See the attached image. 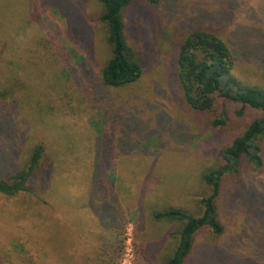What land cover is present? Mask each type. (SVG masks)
<instances>
[{
	"label": "rangeland",
	"instance_id": "1",
	"mask_svg": "<svg viewBox=\"0 0 264 264\" xmlns=\"http://www.w3.org/2000/svg\"><path fill=\"white\" fill-rule=\"evenodd\" d=\"M55 1L64 18L46 8L40 26L32 31L41 38L59 36L67 66L61 71L50 61L53 58L40 61L29 51V36L23 38L19 61L29 57L39 66L40 80L30 81L33 87L39 85L36 100L32 97L16 116L0 113V181L22 169L34 147H44L39 172L30 179L28 191L0 194V264H104L112 260L111 250L119 248L121 241L119 264H155L142 255L143 249L162 240L173 246V225L148 226L137 237L133 222L139 225V215L135 214L120 238L119 229L102 232V221L91 211L97 205L94 190L108 191L112 181L118 224L132 211L128 209L135 206L145 186L149 211L180 208L195 217L202 213L199 200L210 195L203 175L223 164L218 152L257 113L239 112L241 107L231 103L220 107L216 115L188 107L177 81L176 52L192 32L210 31L232 53L233 75L264 89V0H160L156 4L135 0L125 11L124 21L128 44L142 58V74L132 84L105 90L99 111L77 93L78 82L87 77L79 65L86 61L90 66L86 69L98 74L97 68L110 57L104 27L98 22L99 0ZM29 2L9 0L10 15ZM53 103L59 106L57 116L41 111ZM97 112L104 118L97 120ZM113 113L118 114L114 124L105 119ZM213 120H222L225 126L214 127ZM95 126L112 132L108 144L109 149L113 145L112 168L101 182V172L93 168ZM126 139L136 143L139 152L121 155ZM261 141L262 167L254 171L240 160L237 170L221 181L217 210L224 233L220 237L207 230L198 234L193 262L188 264H264V136ZM105 246L110 254L103 253Z\"/></svg>",
	"mask_w": 264,
	"mask_h": 264
},
{
	"label": "trees",
	"instance_id": "2",
	"mask_svg": "<svg viewBox=\"0 0 264 264\" xmlns=\"http://www.w3.org/2000/svg\"><path fill=\"white\" fill-rule=\"evenodd\" d=\"M144 1L156 4L160 0ZM53 2L56 1L30 0L26 7L23 6L18 14L12 16L9 12V0H0V113H14L16 116L22 105L26 106L30 103L32 97L36 100L34 96H36L39 85L35 83L33 87L30 81L38 82L40 80L41 76L37 72L39 66L29 57L25 58L27 62H24L26 60L23 57H21L22 63L19 61L20 56L17 52L21 48L23 49V38L29 36L28 40L32 43L29 51L31 50L32 54L37 55L40 61L42 58H53L50 61L58 66L59 70L67 66L68 58L64 52V46L60 45V37L48 35L41 38L32 31V27L40 26L42 11L46 8L57 10L64 18L62 8L58 4L54 5ZM134 2L135 0H99L98 22L104 27L110 57L103 66L97 68L98 74L94 73L93 68L91 70L86 69V67H90L86 61L80 64V69L87 71V77H83L84 80L78 82L80 84L77 86V93L82 94L85 100L93 102L94 108H97L98 111L102 110L100 102L107 95L105 90L132 84L142 74V58L128 44L124 21L125 11ZM66 34L67 32H65ZM68 36L74 37L71 32L68 33ZM73 40L78 43L82 50H85L80 41ZM74 54L76 55L75 52ZM176 57V75L182 99L192 110L216 115L220 107H224L226 103H231L241 107L239 112H242L243 109H250L256 112L257 116L241 134L232 139L229 146L218 152V157L223 164L203 175L202 179L209 187L210 195L199 200L202 213L197 217L180 208H167L164 211L147 210L145 207L147 191L145 186L140 191L135 206L128 209L132 211H128L127 218L118 224L117 196L113 194L112 181L108 184V191L100 188L96 193L94 190L97 205L93 206L91 211L102 221V227H100L102 232L107 229L111 231L119 229L117 236L120 238L124 227L129 221H132L131 218L135 214L139 215V225L132 221L137 237L138 234L146 232L148 226L154 228L163 224L173 225L172 237L175 239L173 246H169V243L166 244L162 240L152 243L150 246L147 245L143 249L142 255H147L148 260L155 264L192 263L194 243L198 234L207 230L214 236L220 237L224 233L225 227L218 218L217 210L223 177L229 174L231 170H237L240 160H245L249 168L254 171L259 170L263 165L261 138L264 136V89L244 84L233 75L232 69L235 59L232 53L227 45L210 31L192 32L179 44ZM14 59L15 63L13 62ZM21 64H24L23 67ZM39 64L45 66L44 62ZM14 66L18 69H13ZM99 86L104 91L97 90ZM23 93L27 94V99L24 98ZM36 103L39 104L40 102L37 100ZM49 105L48 108L41 111L57 116L59 106L57 107L55 103ZM69 112H71L70 109ZM99 113L97 112V120L104 118V114ZM117 116V113L107 114L105 119L114 124ZM211 124L214 127L220 126L222 128L225 126L222 120H213ZM125 126L130 128L128 124ZM96 131L98 137L93 152L95 160L93 168L95 171L101 172L99 176V182H101V179L105 180L106 170L112 168L113 145L112 149L108 147L112 132L110 134L103 132V129L99 127H96ZM136 147L138 148L136 143L130 144L126 139L122 141L119 152L125 156L136 154L134 152ZM43 155L44 147L41 145L34 147L23 168L9 178L0 181V194L14 196L21 192H27L29 183H32L30 179L36 172H39ZM150 175L149 173L147 178H150ZM122 243L121 241L119 248L111 250L112 253L108 251L106 246L103 247V253L108 251L109 254L111 253L112 259L110 260L111 263L106 262L104 264H119L118 260L123 251ZM103 261L105 262V260Z\"/></svg>",
	"mask_w": 264,
	"mask_h": 264
}]
</instances>
